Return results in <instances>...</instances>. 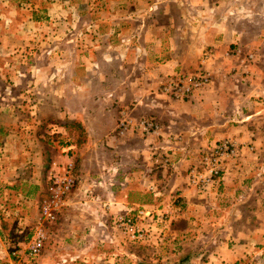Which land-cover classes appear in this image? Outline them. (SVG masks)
Segmentation results:
<instances>
[{"label": "rangeland", "instance_id": "1", "mask_svg": "<svg viewBox=\"0 0 264 264\" xmlns=\"http://www.w3.org/2000/svg\"><path fill=\"white\" fill-rule=\"evenodd\" d=\"M200 72L210 83L195 95L212 99L214 122L137 111V100L171 107L163 83ZM224 142L235 156L206 181ZM69 164L76 186L42 223L48 174ZM233 195L245 204L230 220ZM38 227L47 241L29 256ZM8 261L264 264V0H0Z\"/></svg>", "mask_w": 264, "mask_h": 264}, {"label": "built area", "instance_id": "2", "mask_svg": "<svg viewBox=\"0 0 264 264\" xmlns=\"http://www.w3.org/2000/svg\"><path fill=\"white\" fill-rule=\"evenodd\" d=\"M210 76L203 73L193 74L192 76H178L169 79L163 83V93L169 95L174 100H187L192 98L195 93L210 83ZM129 127V123L120 120L118 125L119 134H124ZM138 128L146 132H154L158 129V125L152 120H142L138 123ZM237 146L233 143L224 142L211 154L210 168H209V181L220 173L219 165L225 160L235 156ZM47 197L42 201L40 219L42 223H52L57 219V211L64 200L72 193L76 186V178L73 175V167L71 164L66 166L61 172L50 171L47 177ZM47 241V231L43 227L35 229L30 242L27 246L29 256H38L44 249ZM14 255V253H13ZM6 264H12L8 261Z\"/></svg>", "mask_w": 264, "mask_h": 264}, {"label": "crops", "instance_id": "3", "mask_svg": "<svg viewBox=\"0 0 264 264\" xmlns=\"http://www.w3.org/2000/svg\"><path fill=\"white\" fill-rule=\"evenodd\" d=\"M211 100L212 99H209V98L207 99L205 95L198 93L188 102L178 101V102L171 103L172 104L171 107L161 106V105L153 106L149 102H143V104H141V101H138V100H137V105L135 107H139V108H136L137 111L139 110L143 111L142 109H147L149 110L148 112L149 113L152 112V114H155L156 112H159L161 114L165 111L167 116L172 118L173 121L179 122V124H184L186 122V124L190 125L191 123H195L197 121L200 122V121H203L204 119H207L208 122L212 123V121L214 122L215 118L210 110H213V109L210 106H208V103ZM206 107H210L209 110H202ZM171 123L178 124L175 122H171ZM251 135L255 136L253 134ZM256 140H257V137H255L254 140H252V142L255 143ZM228 177H229V174H227V176L225 177V180ZM232 181H236V178H234ZM232 181L231 183H234ZM181 183L182 182L179 181L178 186L181 185ZM239 197L240 195L237 197H234L233 195L232 197L231 210L228 214L229 216H227V218H230V220H234L235 216H238L239 211L244 210V204H245V202H243L244 198L240 199Z\"/></svg>", "mask_w": 264, "mask_h": 264}, {"label": "water", "instance_id": "4", "mask_svg": "<svg viewBox=\"0 0 264 264\" xmlns=\"http://www.w3.org/2000/svg\"><path fill=\"white\" fill-rule=\"evenodd\" d=\"M138 264H158V263L139 262Z\"/></svg>", "mask_w": 264, "mask_h": 264}]
</instances>
